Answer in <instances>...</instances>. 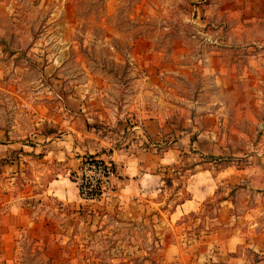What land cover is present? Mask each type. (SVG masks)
Listing matches in <instances>:
<instances>
[{
    "label": "crops",
    "instance_id": "1",
    "mask_svg": "<svg viewBox=\"0 0 264 264\" xmlns=\"http://www.w3.org/2000/svg\"><path fill=\"white\" fill-rule=\"evenodd\" d=\"M13 1L0 0L3 39L11 30L12 12L19 15ZM50 1L35 4L44 8ZM57 1L47 15L49 22L60 20L55 27H62L63 38L33 45L47 53L53 66L51 76L59 84L49 91L53 102L32 133L14 137V130L0 129V264H19L22 242H41L52 264H89L91 253L85 250L97 235L120 244L117 233L105 234L114 210H127V220L116 224L149 225L143 240L156 241V254L174 264H264V119H254L260 134L253 145L238 149L236 144L247 137L237 128L242 123L230 115L228 99L252 96L260 108L264 103V0H229L219 12L209 4L202 15L222 21L195 26L196 34L204 36L203 47L253 49V58L262 64L254 72L232 73L225 63L216 69L220 56L214 50L200 52L192 62L176 35L160 42L166 50L154 55L148 26H143L123 57L108 44L114 64L123 60L126 65L117 76L88 72L80 58L71 56L76 49L69 37L73 10L66 0ZM210 32L216 37L206 38ZM195 70L211 77L210 89L177 84H190ZM113 78L122 79L123 87L110 88L106 81ZM215 80L221 101L213 94ZM246 99L234 103L238 110L243 111ZM87 156L114 166L107 203L78 197L71 174ZM216 160L222 164L210 168ZM24 175L29 185L20 188L18 178ZM42 199L57 204L62 221L39 214ZM126 247L129 264L141 249ZM140 253L149 255L146 249Z\"/></svg>",
    "mask_w": 264,
    "mask_h": 264
},
{
    "label": "rangeland",
    "instance_id": "2",
    "mask_svg": "<svg viewBox=\"0 0 264 264\" xmlns=\"http://www.w3.org/2000/svg\"><path fill=\"white\" fill-rule=\"evenodd\" d=\"M35 2L36 0H14L12 7L19 15L13 16L14 12H12L11 30L10 32L5 31L6 39L0 37V129L14 130V137H22L23 134H29L36 130L37 121L41 116L46 115L45 108L47 109V105L53 102L49 91L54 89L55 85H59L52 79L53 66L48 64L47 53L39 52L38 47H33L36 40L46 39L49 42L58 36L63 38L62 27L59 26V29H56L60 20L56 18L55 23L49 22L50 17L47 15L53 4L58 1L52 0L49 5L47 4L48 7L44 8L41 6L37 8ZM66 3L73 10L72 29L69 37L75 41L76 49L72 51L71 56L80 58L88 72L102 70L108 75L116 76V73H124L126 65L123 64V60L114 64V61L109 57L108 44L114 46L119 56L123 57L132 38L144 31L143 26H148L145 30L149 31L147 35L151 40L154 55L156 52L166 50L160 42L176 35V38L181 39L187 46L192 62L200 52L214 50L216 57H218L217 54L220 56L215 60L216 69L224 63L226 69L232 73L242 72L244 69H247V72L250 70L254 72L258 66H262V64L258 65V61L253 58L255 53L253 49H228L222 52L212 49L208 45L203 47L199 43L203 39L200 37L204 36L196 34V24L208 25L222 21V19H216L215 16L208 18V14L203 16L202 12L205 9L208 11L209 4H214L215 11L219 12L224 9V6L230 5L229 0H66ZM17 5L20 8H17ZM2 17L3 15H0V21H2ZM200 19H202L201 22ZM205 37L212 39L216 35L214 32H210ZM105 44L107 46H104ZM53 52L52 49L51 53ZM71 65L75 67L73 64ZM200 68L203 67L200 65ZM106 82L110 83V88L115 89L118 84V87H123L125 84L122 79L118 81L116 78ZM177 84L194 90L205 89L207 86L210 89L212 79L202 71L195 70L190 84L183 85L179 82ZM235 84L237 87L240 86L238 81H235ZM217 86L218 82L215 80L213 94L217 101H221L222 96L217 92ZM228 99L230 101L229 113L242 123V126L237 128L241 129L247 137L243 140V144L237 143L236 147L238 149L250 147L256 136L260 134L254 119L257 121L264 119V103L260 108L255 104L252 96L248 99L245 97L239 99L238 96L232 95ZM242 99H246L248 102L243 111L238 110V106L234 105L235 102ZM221 164L222 161L216 160L209 167L217 169ZM27 167L29 168L26 173L32 179V171H30L32 167ZM34 169L36 171L38 168ZM27 175L18 178L20 188H22L21 185L23 188L29 185ZM111 199L112 195L108 199H104L103 204ZM56 207L57 204L51 200L42 199L39 214L45 217H54L56 221H62L61 213L55 210ZM52 209L55 212L51 211ZM125 216H127V210L126 212L114 210L111 213L110 217L113 219L107 223L108 227L105 229L107 233L105 231V234L110 237L109 233H117L120 244H116L117 241L113 243V240L100 239L102 236L97 235L94 244L88 245L85 250L91 253V255L88 254L89 264H128L125 259L126 255L123 254L128 250L127 245L137 246L141 249L135 255L130 256L132 262L130 261L129 264H174L173 261L156 254L158 249L156 241L143 240L148 239L147 234L151 231L149 225L132 227L114 223L120 218L125 222L127 220ZM77 227L83 228L79 225ZM91 232L94 234L93 230ZM128 236H131L133 240L127 239ZM144 249L149 252V255L142 256L140 251ZM54 253L57 254L55 250ZM16 257L19 264H52L48 260L41 242L38 245L22 242L18 246ZM71 264H80V262L76 260Z\"/></svg>",
    "mask_w": 264,
    "mask_h": 264
},
{
    "label": "built area",
    "instance_id": "3",
    "mask_svg": "<svg viewBox=\"0 0 264 264\" xmlns=\"http://www.w3.org/2000/svg\"><path fill=\"white\" fill-rule=\"evenodd\" d=\"M115 176L113 164L102 158L85 157L76 172L71 174L78 197L83 202L95 203L110 196Z\"/></svg>",
    "mask_w": 264,
    "mask_h": 264
}]
</instances>
